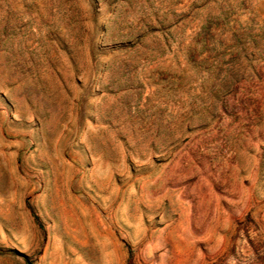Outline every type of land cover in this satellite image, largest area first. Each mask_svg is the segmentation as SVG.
<instances>
[{"label": "rangeland", "instance_id": "obj_1", "mask_svg": "<svg viewBox=\"0 0 264 264\" xmlns=\"http://www.w3.org/2000/svg\"><path fill=\"white\" fill-rule=\"evenodd\" d=\"M0 264H264V0H0Z\"/></svg>", "mask_w": 264, "mask_h": 264}]
</instances>
